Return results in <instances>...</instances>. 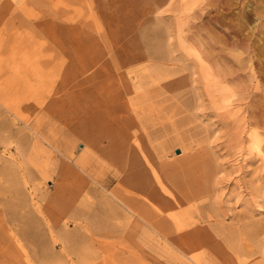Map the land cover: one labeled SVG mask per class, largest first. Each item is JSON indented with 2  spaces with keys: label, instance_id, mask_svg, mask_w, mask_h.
<instances>
[{
  "label": "rangeland",
  "instance_id": "obj_1",
  "mask_svg": "<svg viewBox=\"0 0 264 264\" xmlns=\"http://www.w3.org/2000/svg\"><path fill=\"white\" fill-rule=\"evenodd\" d=\"M183 1L0 0V86L7 63L53 93L11 113L0 99V163L16 161L19 184L0 174V264H87L91 251L104 262L90 264H264V156L246 132L264 151V104L240 112L259 117L241 137L210 105L207 0ZM35 116L49 142L24 125ZM84 154L104 188L73 165ZM192 158L199 184L180 187L170 177Z\"/></svg>",
  "mask_w": 264,
  "mask_h": 264
},
{
  "label": "bare ground",
  "instance_id": "obj_2",
  "mask_svg": "<svg viewBox=\"0 0 264 264\" xmlns=\"http://www.w3.org/2000/svg\"><path fill=\"white\" fill-rule=\"evenodd\" d=\"M185 1L187 0H184L183 2ZM189 1L190 4L192 1L194 2V0ZM189 1H187V4ZM182 4L184 5V3ZM187 4L185 2V5ZM207 5L209 41L208 44H206L208 45L207 57L210 74V79L207 85L208 99L212 107L225 110L229 116L233 117V121L238 124L235 125V128L238 129V135L241 137V132L245 131L242 130V128H245L248 124L257 123L259 117L255 115L246 118V116L241 115L240 112L243 109H258V107L260 108V106L264 104L260 98H258L259 100L253 98L256 97L257 94L264 96V86L261 84L264 83V81L260 82L261 79H264V0H207ZM251 21L256 22L250 25ZM227 23L230 24L227 26ZM5 68L7 73L5 85L0 86V99L3 101L4 107L8 112H10L11 109L14 111L18 107L22 98L36 99L35 101L39 102V105L43 107L45 96L49 95L52 97L53 93L51 92L50 87L47 88L48 86L44 83L43 79H40L37 85L32 84L27 79H24L21 83L20 76L15 69L16 67L12 68L6 63ZM40 74L43 78L49 76L45 72H40ZM120 78L123 81L125 75H121ZM47 107L48 106H46V108ZM12 114L14 117L16 115L18 116L16 112H13ZM24 125L30 132L34 133L35 136L41 139H46L49 142L48 138H45L40 129L41 120L39 117L35 116L33 122L24 121ZM0 130H6L7 132L12 131L11 126L5 121L0 125ZM14 132L18 133L19 131L14 130ZM246 132L249 141H251V146L257 150L258 155L264 156V151H262L260 147L258 131L251 127V129H247ZM25 140L26 137L21 135L20 143L17 142L16 147L18 148L20 145L23 146L21 142ZM33 149L35 151V148ZM64 154L69 161L73 160L70 159L69 150L64 151ZM84 157H86L85 154L81 155L73 162V165L81 169L88 181L104 188L105 184L99 179L97 173L91 172L85 166L86 164L84 165V163H86ZM262 159H264V157H262ZM12 163L17 165L16 161ZM12 163H0V174L5 177L8 186L16 188L19 184L17 182L15 167ZM202 164L203 162L196 158L188 159L186 165L183 167L184 171L179 172V174L171 176L170 178L180 187L194 189L195 184L198 186V179L201 177L200 173H197L196 171ZM126 180L137 184L138 188L148 187L140 172H134L127 175ZM0 200L2 201V197H0ZM17 204L20 205V200ZM99 209L98 204L92 205L90 202L85 206L82 213L85 218L96 220ZM67 210L71 213L73 212L71 208H67ZM136 216L138 219H141L139 215ZM28 228L29 226L27 229ZM90 253L92 257L90 256L91 258L87 264H90L99 258L104 262L102 252L91 251Z\"/></svg>",
  "mask_w": 264,
  "mask_h": 264
},
{
  "label": "water",
  "instance_id": "obj_3",
  "mask_svg": "<svg viewBox=\"0 0 264 264\" xmlns=\"http://www.w3.org/2000/svg\"><path fill=\"white\" fill-rule=\"evenodd\" d=\"M176 152L178 153L179 152V149H176Z\"/></svg>",
  "mask_w": 264,
  "mask_h": 264
}]
</instances>
